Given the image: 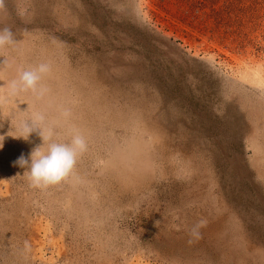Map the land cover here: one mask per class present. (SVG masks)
<instances>
[{
	"label": "rangeland",
	"instance_id": "1",
	"mask_svg": "<svg viewBox=\"0 0 264 264\" xmlns=\"http://www.w3.org/2000/svg\"><path fill=\"white\" fill-rule=\"evenodd\" d=\"M5 28L0 135L88 150L34 187L39 130L6 136L0 264H264V0H0Z\"/></svg>",
	"mask_w": 264,
	"mask_h": 264
},
{
	"label": "clouds",
	"instance_id": "2",
	"mask_svg": "<svg viewBox=\"0 0 264 264\" xmlns=\"http://www.w3.org/2000/svg\"><path fill=\"white\" fill-rule=\"evenodd\" d=\"M16 42L14 32L5 28L0 30V48ZM52 69L48 63H40L32 68L22 70L19 80L13 83V89L19 91H31L37 95H43L46 89L42 81L51 73ZM45 117L42 114L35 115L26 121L20 129V135L4 134L0 135V149L4 147L6 136L28 141L30 135L39 130L38 134L42 138V145L47 144V148L42 145L34 148L25 157L21 154L14 165L26 171V175L34 187H47L60 183L70 175L77 165V161L88 150V140L79 131H74L66 142L53 140V134L49 130L46 132L43 127ZM203 223L194 225L193 236H199V228Z\"/></svg>",
	"mask_w": 264,
	"mask_h": 264
}]
</instances>
